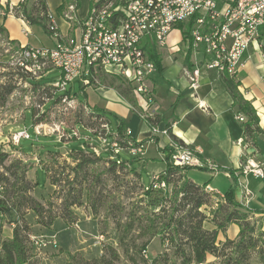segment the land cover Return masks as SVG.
Wrapping results in <instances>:
<instances>
[{
  "label": "trees",
  "instance_id": "obj_1",
  "mask_svg": "<svg viewBox=\"0 0 264 264\" xmlns=\"http://www.w3.org/2000/svg\"><path fill=\"white\" fill-rule=\"evenodd\" d=\"M113 1L115 5L120 2V0H101L99 4ZM79 7V0H64L58 10L60 13L66 9L77 12ZM11 10L28 23L40 26L48 35L52 34L53 19L46 0H22L19 6ZM185 33L186 31L183 30V35ZM0 35L5 37L9 44L16 45L17 54L20 56L25 46L10 40L4 25L0 26ZM148 52L161 70L159 55L152 48L148 49ZM190 59L191 50L187 53L188 65H191ZM20 62L21 57L19 64ZM32 63V61L27 62L29 65ZM20 67L27 75L21 74L19 77L33 83L30 72L21 64ZM9 74L8 71H0V108L6 105L10 95L17 88V82L8 78ZM223 82L233 97L237 112L245 114L247 118L244 122L243 141L250 142L259 132L258 116L251 104L239 93L238 84L233 77L224 76ZM110 83L121 95L132 101V105L136 104L130 97L133 91L129 85L116 77H111ZM22 139L27 138H21L20 144ZM174 140L179 142L175 138ZM118 142L126 144V138H119ZM172 151L173 148L170 146L163 148L167 165L160 171V179L166 181L168 187L154 188L151 183L148 189H144L140 203L128 215L124 225L118 224L120 225L118 247L123 250L127 259L133 264H204L207 257L213 255L221 259V264H264V230H258L250 221L248 208L234 199L233 188L225 194V204H221L213 214L212 221L215 226H206L209 221L207 208L211 203V194L205 191L207 183L199 185L186 176L185 171L191 166H173L170 162ZM74 152L76 154H70L74 164L63 165L59 174L52 166L42 167L46 173H51L49 176L51 186H60L64 191L61 202L63 213H56L53 210V202L50 200L45 202L43 197L35 196L39 181L37 179L32 181L27 177V171L32 165L25 164L21 159L12 160L7 164L8 154L0 151V216L2 224L6 222L12 226V235L7 238L2 236L3 226H0V264H40L36 258L34 241L31 239L32 229L36 225L43 228L42 233L45 235L56 237L61 249L66 250L70 243L74 242L76 230L73 226L80 228L81 220L74 208L91 201L90 209L93 214H98L105 199L101 196L93 197V189L98 184V179L88 182V178L90 168H93L101 156L88 155L83 150H74ZM108 162L111 164L112 172L116 167L125 168L127 163L117 158H109ZM135 173L137 176L140 175L136 171ZM232 177L234 183H237L238 178L234 172ZM83 223L85 224V221ZM228 224L237 225L239 232L236 238H227L220 246L219 233L225 231ZM136 228L139 232L134 236L131 233ZM83 232L91 235L85 226ZM99 236L104 237L103 234ZM156 236H160L166 244V252L148 258L147 246ZM102 241L103 239L100 243ZM106 249L108 257L101 255L92 259L84 258V262L115 264L120 260L118 248L109 244Z\"/></svg>",
  "mask_w": 264,
  "mask_h": 264
},
{
  "label": "rangeland",
  "instance_id": "obj_2",
  "mask_svg": "<svg viewBox=\"0 0 264 264\" xmlns=\"http://www.w3.org/2000/svg\"><path fill=\"white\" fill-rule=\"evenodd\" d=\"M94 1L79 0L78 12L82 17L87 16ZM62 14L70 23V27L77 26L79 17L76 11L69 13L66 9ZM33 36L38 40L36 43L43 41L45 45H50L55 40L52 34L48 35L38 26H35ZM15 46L9 44L6 38L0 35V71L10 72L8 78L17 82V88L10 95L8 102L0 108V151L8 154L7 164L15 159L33 160L29 163L32 166L27 171V177L32 181L36 179L39 181L35 196L43 197L45 202L50 200L53 202V210L56 213H63L61 202L64 191L60 186H51L49 177L51 173H46L42 168L37 167L52 166L59 174L63 165L74 164L73 158L70 157V154H76L74 150H83L88 155L94 154L96 157L101 156L93 168H90L88 178V182L98 179V184L93 189V197L101 196L105 199L98 214H93L90 209L91 201L74 208L79 209L77 212L81 220L80 228L73 226L76 230L74 242L70 243L66 250L61 249L56 237L42 233L41 226L33 227L31 239L34 241L36 258L40 264H86L84 258L92 259L101 255L108 257L106 248L111 244L118 248L121 255L120 260L115 264H133L118 247V228L124 225L128 215L137 208L144 189L151 186L153 175L159 173L155 172V169L163 168L165 163L156 161L153 166L147 167L138 161L142 156L134 157L126 150L120 149L117 151L116 158L127 161L126 166L125 168L116 167L112 172L111 164L108 162L112 153L101 148L100 139L99 142L94 139L95 135L99 138L105 135L103 128L105 123L99 114L90 112L86 107L84 102L87 98L82 82L75 80L67 86L65 91H59L57 85L62 78L61 70L53 68L49 63L42 70L30 72L33 83L26 78L19 77L21 74H27L21 67L19 68L20 56ZM48 68L49 71H47ZM68 91L71 94H68L67 101H63L60 96L67 94ZM107 118L113 132H117V118L113 114L107 115ZM157 118L158 116L155 120ZM24 130L30 133L31 139H22L20 144L17 135ZM108 136L111 139L113 135L110 132ZM148 142L149 140L146 141ZM251 144H253L252 140H250ZM134 170L140 175L137 176ZM68 172L67 170L66 173ZM187 173L199 184L211 179L209 185L214 190L215 197H211V203L207 208L209 221L206 226H215L212 221L213 214L221 204H225L223 196L232 188L233 197L237 202L247 205L255 213L264 214V179L249 173L246 175V180L238 178V182L234 183L233 178H229L223 171L216 173L197 167H189ZM170 187L172 188V185ZM243 188H246L251 195L248 202L245 198L242 200ZM248 207L245 206V208ZM249 212L250 221L258 230H264V215L256 216L250 210ZM1 220L0 216V226H3L2 236L10 237L12 226L6 222L2 224ZM84 226L91 235L83 232ZM138 230L136 228L131 234L136 236ZM236 230L237 225L235 224H228L225 229L227 235L232 237ZM99 234L104 235L103 244L100 243ZM219 243L221 246L223 242ZM165 252L166 244L160 236L154 237L147 246L148 258L163 255ZM220 261V258L209 255L204 264H221ZM89 264H93V261Z\"/></svg>",
  "mask_w": 264,
  "mask_h": 264
},
{
  "label": "built area",
  "instance_id": "obj_3",
  "mask_svg": "<svg viewBox=\"0 0 264 264\" xmlns=\"http://www.w3.org/2000/svg\"><path fill=\"white\" fill-rule=\"evenodd\" d=\"M100 1H94L87 16L78 19L77 26L70 27L66 36L53 22L51 31L55 45L25 46L20 52V64L29 72L42 70L48 63L60 69L59 91H65L75 80H80L84 86L98 83L101 73L119 78L131 87L139 100L133 108L150 128L148 143L154 142L158 136L166 137L168 143L163 147L173 148L170 155L173 166L216 171L215 164L202 163L198 152L176 142L169 126L161 128L154 122L156 98L151 79L158 66L148 49L167 46L172 31L180 28L182 32L186 31L183 35L186 52L191 50L193 65L184 68V72L194 90L200 85L204 67L218 75L219 68H226L229 77H234L244 66V56L250 45L259 42L261 37L264 0H241L231 11H224L225 0H120L117 5L114 1L99 4ZM210 38L219 39V46H211ZM261 57L264 60V50ZM29 61L33 62L32 65L27 64ZM68 94L70 91L62 94L61 99H67ZM238 119L246 120L243 114H239ZM103 128L105 135L99 138L100 145L104 151L112 153V159H116L120 149L134 157L146 153V141L126 139V144H118L117 138H109V126L104 124ZM130 135L131 131L127 130L126 136ZM17 138L19 141L30 138V135L24 130ZM241 167L245 175L252 173L264 179V159L248 158ZM152 185L154 188L168 187L166 181L160 179V172L153 175ZM205 191L215 194L210 185H206ZM250 197L244 188L247 202ZM99 238L101 241L103 236Z\"/></svg>",
  "mask_w": 264,
  "mask_h": 264
},
{
  "label": "crops",
  "instance_id": "obj_4",
  "mask_svg": "<svg viewBox=\"0 0 264 264\" xmlns=\"http://www.w3.org/2000/svg\"><path fill=\"white\" fill-rule=\"evenodd\" d=\"M46 1L54 24L62 35L66 36L70 31V23L58 10L64 0ZM21 2L22 0H0V26L4 25L9 39L16 41L20 46H54L56 40H53L52 37L53 43L50 45H45L43 41L36 43L38 40L33 35L35 26L38 25L28 23L11 10V8L19 6ZM68 12L73 13L69 10ZM77 14L79 20L85 17H82L78 10ZM260 31L259 42L250 45L244 56V66L233 77L238 84L239 93L251 104L258 116L259 132L256 133L251 145L250 142L243 141L244 122L247 118L245 114L237 112L233 97L223 82L224 76L204 67L199 87L194 90L190 86L184 68L192 66L193 62L191 57L189 60L191 65H188V52H186L183 32L180 28L172 31L167 46H157L153 49L161 59V70L158 68L151 79L156 98L154 112L155 118L158 116L155 120L156 124L161 128L169 126L171 136L188 149L198 152L202 163L212 162L217 166V170L214 172L223 171L231 179L233 178L232 172H234L239 180H246L247 176L243 173L241 165L247 158L264 159V60L261 57V51L264 50V28L261 27ZM111 77L101 73L98 76V84L84 86L87 98L84 102L86 107L90 112L99 114L104 123L109 126L113 135L112 140L113 138H126L134 141H148L150 138L149 126L134 110L132 101L121 95L110 83ZM130 97L136 104L139 102L134 93ZM109 114H113L118 120L117 132H113L107 118ZM239 114H243L246 120L240 121ZM120 130L121 132H119ZM127 130L131 131L130 136H126ZM94 139L99 142V136L95 135ZM97 141L95 142L97 143ZM167 143L168 138L156 137L154 142L148 143L146 153L138 161L147 167L153 166L156 161L164 162L163 168L155 169V172L164 170L167 161L164 159L163 146ZM37 168L40 169L42 166ZM185 174L193 180L188 176L187 170ZM210 180L203 184L193 181L199 185L206 183L209 185ZM211 197L215 196L211 195ZM242 200H244V188ZM248 209L256 216L264 215L253 212L250 207ZM75 211L77 212L79 209ZM238 232L239 227L237 226L234 237ZM224 236L226 237L224 238ZM227 237L234 238L227 235V231H225L219 233L218 240L224 242Z\"/></svg>",
  "mask_w": 264,
  "mask_h": 264
},
{
  "label": "bare ground",
  "instance_id": "obj_5",
  "mask_svg": "<svg viewBox=\"0 0 264 264\" xmlns=\"http://www.w3.org/2000/svg\"><path fill=\"white\" fill-rule=\"evenodd\" d=\"M240 1L241 0H225L224 1V11H231V10H233V8H237V5H238V3H240ZM71 9H73V6H71ZM210 45L211 46H219V39L210 38ZM219 75L229 76V72L226 71V68H219ZM64 100H67V99H64ZM118 144H120V143L118 142Z\"/></svg>",
  "mask_w": 264,
  "mask_h": 264
},
{
  "label": "water",
  "instance_id": "obj_6",
  "mask_svg": "<svg viewBox=\"0 0 264 264\" xmlns=\"http://www.w3.org/2000/svg\"><path fill=\"white\" fill-rule=\"evenodd\" d=\"M31 161H33V160H26V161H24V163L29 164Z\"/></svg>",
  "mask_w": 264,
  "mask_h": 264
}]
</instances>
